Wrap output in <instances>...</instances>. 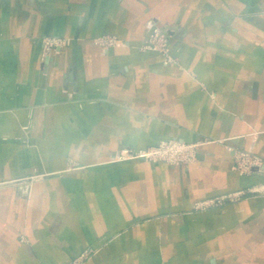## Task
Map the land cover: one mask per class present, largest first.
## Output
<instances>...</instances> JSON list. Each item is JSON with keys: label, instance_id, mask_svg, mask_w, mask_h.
I'll return each mask as SVG.
<instances>
[{"label": "crops", "instance_id": "obj_1", "mask_svg": "<svg viewBox=\"0 0 264 264\" xmlns=\"http://www.w3.org/2000/svg\"><path fill=\"white\" fill-rule=\"evenodd\" d=\"M205 137L187 167L112 160ZM235 149L264 159V0H0V264H264V195L192 210L264 182Z\"/></svg>", "mask_w": 264, "mask_h": 264}, {"label": "rangeland", "instance_id": "obj_2", "mask_svg": "<svg viewBox=\"0 0 264 264\" xmlns=\"http://www.w3.org/2000/svg\"><path fill=\"white\" fill-rule=\"evenodd\" d=\"M153 27H158V29H160L162 31L161 32L155 31L153 34L149 31L147 37L145 38L142 45L140 46V49L141 50H151L148 47L143 45L145 42H148L149 44H153L157 48H161L163 51V54L152 49L153 51L158 52L165 59H167V58L172 59L171 60L172 64H174V63L178 64L177 60L170 56L169 40H168V37L166 35V32L163 29H161L159 26H152L151 28H153ZM151 31H153V29ZM54 37H58L61 40V42L63 43V47L66 46L69 42L66 37L47 35L41 39V47H42V44L45 43V41H49V39H50V41H52L51 39ZM93 41L97 45H99L102 48V50H107V49H104V47L110 48V47L117 46V45L123 43L116 35H113V34L99 35V36L95 37L93 39ZM98 42H100L101 45ZM166 43L168 45L167 46L168 50L165 49L164 44H166ZM44 53L47 54L48 51L46 53V51H43V49H42V58H43ZM22 131H24V133H26V131L24 129H22ZM210 139H212V138H206L205 137L201 141L187 142V143L206 142ZM164 140H168V139H164ZM164 140H160L158 143H160L161 141H164ZM212 140H213V142H220V140H214V139H212ZM209 143H211V142H209ZM157 144H155V145H157ZM204 144H207V143H204ZM155 145L147 146L146 149H149ZM201 145H203V144H201ZM201 145H199L196 149L197 154H196L195 161L197 160L198 148ZM247 155H249V156H247ZM112 160L116 161V162L129 161V160H118L117 158H114V157ZM195 161H193L192 163L184 164V165H171V166L187 167V166L193 164ZM158 162H162V163H165L167 165H170L169 163H167L166 161H163V160H157V161H154L152 163H158ZM263 166H264V159L261 158L259 155H257L255 152H253L251 149H247V150L235 149V150H233V166H232V169L234 171H236L238 174H240L242 176H251L255 173L264 174ZM38 177H40V176H37V175L36 176H30L29 179L31 181L33 179H37ZM18 180L20 183L21 179H18ZM8 182H13V181L9 180ZM5 183L6 182L2 181L0 183V185H3ZM256 195H264V182L260 183V184H257V183L253 184L252 186H249L247 188H244V189H241V190H238L235 192H230V193H227L224 195L215 196L213 198H208V199L196 201L192 205V210L195 212L208 211V210H211L214 208H219V207L223 206L224 204H227V203L232 204V203H235L241 199L247 198L249 196H256ZM21 240L26 241V238L24 236H21ZM97 252H98L97 248L84 247V248L80 249L70 260H68L66 262V264H86L89 260H91L94 257V255Z\"/></svg>", "mask_w": 264, "mask_h": 264}, {"label": "built area", "instance_id": "obj_3", "mask_svg": "<svg viewBox=\"0 0 264 264\" xmlns=\"http://www.w3.org/2000/svg\"><path fill=\"white\" fill-rule=\"evenodd\" d=\"M152 29L153 31H151ZM155 31L161 32L162 30L158 29V27H153L150 29V32L152 34ZM51 40L52 41H50L49 39V41H45V43L42 44L43 51H46V53L48 51L47 54L44 53L43 59L47 58V56L52 54L53 52H58L63 47V43L58 37H54ZM98 43L101 45L100 42ZM143 45L151 50L153 49L163 54L162 49L155 47L153 44H149L148 42H145ZM164 45H165V49L168 50L167 43ZM104 49L107 48L104 47ZM164 60L166 63L172 64L171 61L172 59L164 58ZM209 142H213V140L210 139L206 142L187 143L177 138H170L168 140L161 141L160 143L149 149L124 148L116 152L114 158H117L118 160L142 159L147 162L163 160L169 163L170 165H184L195 161L197 154L196 149L199 145Z\"/></svg>", "mask_w": 264, "mask_h": 264}, {"label": "water", "instance_id": "obj_4", "mask_svg": "<svg viewBox=\"0 0 264 264\" xmlns=\"http://www.w3.org/2000/svg\"><path fill=\"white\" fill-rule=\"evenodd\" d=\"M263 168H264V166H263Z\"/></svg>", "mask_w": 264, "mask_h": 264}]
</instances>
